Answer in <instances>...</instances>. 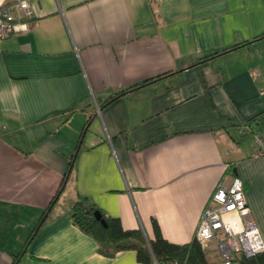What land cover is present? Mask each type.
<instances>
[{"label": "crops", "instance_id": "obj_1", "mask_svg": "<svg viewBox=\"0 0 264 264\" xmlns=\"http://www.w3.org/2000/svg\"><path fill=\"white\" fill-rule=\"evenodd\" d=\"M29 5L28 27L0 39V264L22 249L18 264H145L134 249L101 254L73 203L147 240L155 220L184 244L215 185L234 177L264 245V156H252V132L264 130V0Z\"/></svg>", "mask_w": 264, "mask_h": 264}, {"label": "built area", "instance_id": "obj_2", "mask_svg": "<svg viewBox=\"0 0 264 264\" xmlns=\"http://www.w3.org/2000/svg\"><path fill=\"white\" fill-rule=\"evenodd\" d=\"M29 1L0 0V39L28 27ZM260 92L264 93V80ZM238 130L250 131V127L242 124ZM252 138V156H264V130L252 132ZM195 238L204 249L213 243L217 259L206 263L172 260L165 264H239L241 257H250L264 249L239 177H234L229 187H223L221 183L215 185L200 215ZM153 264L158 263L153 260Z\"/></svg>", "mask_w": 264, "mask_h": 264}, {"label": "trees", "instance_id": "obj_3", "mask_svg": "<svg viewBox=\"0 0 264 264\" xmlns=\"http://www.w3.org/2000/svg\"><path fill=\"white\" fill-rule=\"evenodd\" d=\"M213 54L215 53H210L204 56L201 60H205ZM156 78L148 79L142 83L121 89L108 98L107 102L114 100L120 95L140 85L151 82ZM201 79L203 80V77H201ZM70 166L71 161L68 164V169L64 174L60 187L51 198L47 208L44 210L38 225L45 220L47 213L50 211L53 203L60 193L65 177L69 173ZM96 210L100 212L101 218H103L106 222V226L102 225L100 220L95 218L94 211ZM71 219L81 231L94 239L97 244L98 251L106 256H113L120 250L134 249L137 254V259L145 264H153V260H155L158 264H165L172 260H187L188 262L193 263L207 262L203 246L195 237L188 243L184 244L170 243L163 238L155 220L154 239L147 240L144 233L140 229H124L117 218L105 215L93 204L88 203L83 199H78L73 203L71 207ZM22 251L23 249L17 255L13 256L10 264H18ZM239 264H264V249L258 251L250 257H241L239 259Z\"/></svg>", "mask_w": 264, "mask_h": 264}, {"label": "water", "instance_id": "obj_4", "mask_svg": "<svg viewBox=\"0 0 264 264\" xmlns=\"http://www.w3.org/2000/svg\"><path fill=\"white\" fill-rule=\"evenodd\" d=\"M236 172V169H233ZM94 216L96 219L100 220V222L102 223V225L106 226V222L103 218H101V214L98 210L94 211Z\"/></svg>", "mask_w": 264, "mask_h": 264}, {"label": "rangeland", "instance_id": "obj_5", "mask_svg": "<svg viewBox=\"0 0 264 264\" xmlns=\"http://www.w3.org/2000/svg\"><path fill=\"white\" fill-rule=\"evenodd\" d=\"M207 257H208V259H211V256H210V254H207Z\"/></svg>", "mask_w": 264, "mask_h": 264}]
</instances>
